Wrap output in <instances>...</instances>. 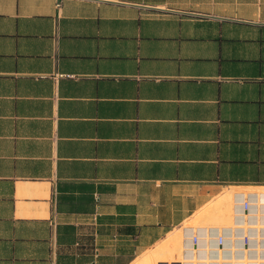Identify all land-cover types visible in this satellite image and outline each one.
<instances>
[{
    "label": "crops",
    "instance_id": "1",
    "mask_svg": "<svg viewBox=\"0 0 264 264\" xmlns=\"http://www.w3.org/2000/svg\"><path fill=\"white\" fill-rule=\"evenodd\" d=\"M260 188L264 0H0V264H160Z\"/></svg>",
    "mask_w": 264,
    "mask_h": 264
},
{
    "label": "built area",
    "instance_id": "2",
    "mask_svg": "<svg viewBox=\"0 0 264 264\" xmlns=\"http://www.w3.org/2000/svg\"><path fill=\"white\" fill-rule=\"evenodd\" d=\"M233 223L225 227H188L195 250L200 242L217 247L218 256L196 264H264V188L232 192ZM211 250H209L210 252ZM166 264H182L166 263Z\"/></svg>",
    "mask_w": 264,
    "mask_h": 264
},
{
    "label": "bare ground",
    "instance_id": "3",
    "mask_svg": "<svg viewBox=\"0 0 264 264\" xmlns=\"http://www.w3.org/2000/svg\"><path fill=\"white\" fill-rule=\"evenodd\" d=\"M229 193V192H228ZM230 202L229 206L227 208H222L224 203ZM211 205L209 209H206L208 212H203L201 216L207 217V219H211V222L214 223H220L221 221H228L230 220V223H233L234 220V214L232 212V196L231 195H221L220 196V203L219 204H209ZM223 205V206H222ZM221 206V207H220ZM212 208V209H211ZM228 218L226 219V217ZM210 221V220H209ZM222 223V222H221ZM219 225H224L219 224ZM231 225V224H229ZM216 226V225H214ZM226 226V225H224ZM228 226V225H227ZM190 227V226H189ZM200 227V226H199ZM219 227V226H218ZM201 228H208V226H202ZM215 228V227H214ZM221 228V227H220ZM182 234V237L180 238L179 232L170 235L169 239H167L161 248V252L168 254H172L173 256H161L159 259L160 264H166V263H181L182 264H196L193 263V258H197L203 262V260H207L208 258H214L218 256L217 254V247L214 243L210 245H206L205 243L200 242L198 244V249L193 248L191 244L192 239V230H184V228H181L180 231ZM169 237V236H168ZM167 237V238H168ZM209 250H211L209 252ZM165 254V255H166ZM157 256V255H156Z\"/></svg>",
    "mask_w": 264,
    "mask_h": 264
},
{
    "label": "rangeland",
    "instance_id": "4",
    "mask_svg": "<svg viewBox=\"0 0 264 264\" xmlns=\"http://www.w3.org/2000/svg\"><path fill=\"white\" fill-rule=\"evenodd\" d=\"M220 203V197L219 198H216L213 202H211L210 204H219ZM229 204H231L230 202H227V203H224L222 206V208H227L228 206H229ZM211 205H208L204 210H202L199 214H197V216H196V218H195V220L194 221H189V222H187L186 224H185V226H191V227H198V226H200V227H202V226H210V225H213V227H221V225H219V224H224V225H228V224H231L230 223V220L228 221V223L226 222V221H221L220 223H214L213 224V222H211V220H212V217H211V219H207V217H206V215L205 216H201L202 215V213L203 212H208V211H206V209H209V207H210ZM221 207V206H220ZM212 209V208H211ZM226 217V216H225ZM228 218V216L226 217V219ZM210 220V221H209ZM214 225H216V226H214ZM223 226V225H222ZM181 231V229H179V234L181 233L180 232ZM176 233H178V232H176ZM176 233H173V234H171V235H174V234H176ZM180 236V238L182 237V234H180L179 235ZM170 237H172V236H169L168 238H166L165 239V241L167 240V239H169ZM165 241H163L161 244H159V258L161 257V256H173L172 254H166V253H164V252H161L160 250H161V248H162V245H163V243L165 242ZM166 254V255H165ZM159 260H161V259H159ZM156 262L157 261H151L150 260V258L147 260V261H145L143 264H156Z\"/></svg>",
    "mask_w": 264,
    "mask_h": 264
}]
</instances>
